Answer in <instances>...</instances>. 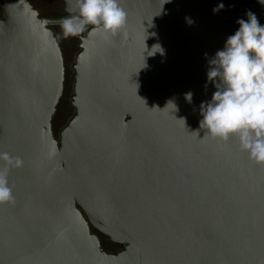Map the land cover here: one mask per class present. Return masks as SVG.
<instances>
[{"label": "water", "instance_id": "95a60500", "mask_svg": "<svg viewBox=\"0 0 264 264\" xmlns=\"http://www.w3.org/2000/svg\"><path fill=\"white\" fill-rule=\"evenodd\" d=\"M165 2L120 0L128 24L115 36L89 37V25L58 138L62 18L3 0L0 154L22 165L0 159L15 198L0 204V264H264V165L199 131L215 91L205 53L232 35L228 15L208 0ZM156 43L166 55H145ZM96 232L105 250L123 248L106 252Z\"/></svg>", "mask_w": 264, "mask_h": 264}, {"label": "clouds", "instance_id": "9594fccd", "mask_svg": "<svg viewBox=\"0 0 264 264\" xmlns=\"http://www.w3.org/2000/svg\"><path fill=\"white\" fill-rule=\"evenodd\" d=\"M171 2L166 0L165 3ZM257 3L264 6V0ZM65 4L68 14L59 21L65 38L80 36L89 25L92 26L89 37L97 32L115 36L127 27L128 13L120 6V0H65ZM224 9L225 5L220 3L212 11L216 14ZM245 16L246 19L236 20L238 28L227 37L222 49L210 59L205 53L208 69L204 87L207 89L211 84L215 91L210 100L199 105V131L203 132V137L223 142L235 138L240 151L247 153L256 164L264 165V25L251 10H247ZM185 20L189 26L195 23L190 17ZM157 53L162 57L166 55L159 43L145 49L149 57ZM184 97L192 103V92L185 93ZM167 105L177 110L174 101L169 100ZM0 159L7 161L8 166L22 165L21 160L6 153L0 154ZM8 166L0 169V204L15 201L8 182Z\"/></svg>", "mask_w": 264, "mask_h": 264}, {"label": "rangeland", "instance_id": "374dc122", "mask_svg": "<svg viewBox=\"0 0 264 264\" xmlns=\"http://www.w3.org/2000/svg\"><path fill=\"white\" fill-rule=\"evenodd\" d=\"M36 6L37 9L47 12V17L52 16H60L63 13V6L61 0H31ZM223 3L225 7H229L233 5L232 2H227V0H216V4ZM57 34L59 36V40L62 44V50L65 55V68H66V83H65V90L67 91L68 88L73 87L74 83L72 84L71 81L73 79L74 68L73 65L75 63V59L77 53L79 51L78 45L79 40L77 37H67L63 36V32L61 27L57 28ZM72 95L73 90L69 89V94L63 96L60 104L58 106L59 111L58 115L55 118L54 127L59 131L64 125H66L68 119H70L74 113L75 109H73L72 105ZM53 127V128H54Z\"/></svg>", "mask_w": 264, "mask_h": 264}, {"label": "flooded vegetation", "instance_id": "af4514ba", "mask_svg": "<svg viewBox=\"0 0 264 264\" xmlns=\"http://www.w3.org/2000/svg\"><path fill=\"white\" fill-rule=\"evenodd\" d=\"M29 1L37 8V6L31 0H29ZM208 2L211 4V6L213 8L216 5H218V4H216V0H208ZM227 2H232L234 7H225V9L221 10L220 12L228 15L227 21L230 23V31H231L232 34L238 28V25L236 24V20L239 19V18H245L246 19L245 13H246L247 10H251L252 12H254L256 14L260 24L264 25V19H261L258 16L260 13H262V11L260 9H258L259 4L257 3V0H227ZM61 3H62V6H63V13L60 16L47 17L44 14H42V12L38 9L40 11V15L43 16V17H47V18H58V17L64 18L68 13L65 11L64 2L62 0H61ZM3 17H4L3 0H0V18H3ZM59 27L60 26H53L52 27V29L54 30L58 40H59V36L57 34V28H59ZM89 28H90V26H88V28L85 29L84 33H82L80 36L77 37L78 40H79V45H78L79 51H80L81 37L84 36L87 33ZM59 42L61 44L60 40H59ZM61 47H62V44H61ZM63 55H64V53H63ZM64 62H65V55H64ZM71 83L72 84L74 83V74H73V79H72ZM72 90H73V87H72ZM65 94L66 95L69 94V89L67 91L64 89L63 96H65ZM63 96H62V98H63ZM58 111H59V108L57 109L56 115H55V117L53 119V127H54V123H55V120H56L55 118L58 115ZM68 121H69V119H68ZM68 121H67V123H68ZM64 127H65V125L62 128H64ZM61 129L59 131H57V129L54 127V132H55V134H56V136L58 138H59V132L61 131ZM98 235L100 237V240H101V243H102V247L104 248L103 237H105V236L100 234V233H98ZM116 245H117V247L112 252H109V251L105 250V248H104V250L106 252H108V253H115V252H118L119 250H121L123 248L119 244H116Z\"/></svg>", "mask_w": 264, "mask_h": 264}, {"label": "trees", "instance_id": "16d2710c", "mask_svg": "<svg viewBox=\"0 0 264 264\" xmlns=\"http://www.w3.org/2000/svg\"><path fill=\"white\" fill-rule=\"evenodd\" d=\"M68 89H70V90H72V87H70V88H68ZM97 234H98V232H96ZM122 247H123V245H121Z\"/></svg>", "mask_w": 264, "mask_h": 264}]
</instances>
